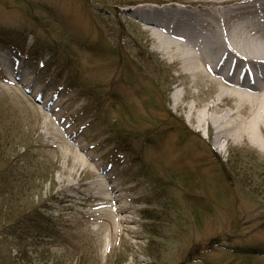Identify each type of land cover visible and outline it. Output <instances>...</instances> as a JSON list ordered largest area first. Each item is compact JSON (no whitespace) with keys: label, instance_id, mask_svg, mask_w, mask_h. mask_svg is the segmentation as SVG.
Masks as SVG:
<instances>
[{"label":"rangeland","instance_id":"obj_1","mask_svg":"<svg viewBox=\"0 0 264 264\" xmlns=\"http://www.w3.org/2000/svg\"><path fill=\"white\" fill-rule=\"evenodd\" d=\"M158 1L0 0V38L27 42L0 45V264H264V152L216 144L176 108L184 78L135 18L170 0ZM39 22L70 36L75 57ZM117 121L145 173L108 138Z\"/></svg>","mask_w":264,"mask_h":264},{"label":"bare ground","instance_id":"obj_2","mask_svg":"<svg viewBox=\"0 0 264 264\" xmlns=\"http://www.w3.org/2000/svg\"><path fill=\"white\" fill-rule=\"evenodd\" d=\"M167 3L141 9L135 18L184 78L176 108L206 126L216 144L253 143L264 152V0ZM193 88L209 93L201 98Z\"/></svg>","mask_w":264,"mask_h":264},{"label":"trees","instance_id":"obj_3","mask_svg":"<svg viewBox=\"0 0 264 264\" xmlns=\"http://www.w3.org/2000/svg\"><path fill=\"white\" fill-rule=\"evenodd\" d=\"M30 5H32V7L35 8L33 3H30V4L28 3V7H31ZM35 17H37V16H35ZM35 21H37V19H35ZM39 23L44 24V26H43L44 29H45L44 34L53 41L54 47L52 49H56L57 48V50L60 52L59 54H60V58L61 59H65L66 61H69V58L71 59V58L75 57L74 53H73V50H72V45L74 44V42H73V40L71 38H69L70 36H68L60 28H59V30L55 31L54 28H53V25H51L49 22H39ZM112 32H113V36H116L117 34H119L120 30L119 29L112 30ZM4 37L0 38V45L6 44V45H9V46H12L13 49H15V51L16 50L19 51L21 49L25 51L26 44H27L26 38H21V39L20 38H16V39H12L11 38L10 39V38H4ZM57 42L59 43V48H58ZM100 43H101V41H99L97 43L98 47H99ZM85 46H87V45L84 44V47ZM77 47H73V49H77ZM121 48L122 47H121V43H120V39H119L117 45L113 44V46L110 47L111 54L114 55V56H117V57L124 56L123 50ZM31 53H32V56H34V57L36 55H39V53H40L39 52V48L34 46L32 48V50H31ZM30 56H31V54H30ZM139 56L140 55H138L137 57L139 58ZM56 61H58V60L56 59ZM60 64H59V61H58L57 65L60 68H64L65 71L70 72L71 75H73L75 73L74 71H72L70 69V66L67 65V62L64 63V64L63 63H60ZM156 74H157V76H156ZM156 74L153 75L156 80L158 79V77L161 78L162 72H157ZM72 79H74V77ZM73 87L76 88V90L78 89L77 87H75L73 85L70 86V88H73ZM95 92H96L95 90H92L93 96L96 97L95 100L103 99V98H107L109 100V98L111 97L108 93H106L105 95H99L97 92L96 93ZM115 107H117V105ZM102 111L103 110H101V107L97 108V112L98 113L102 112ZM126 115L127 114L125 112V109H122L121 114H120V120L126 121V119H127ZM109 132H110V134H109L108 138L110 139V141H112V144L114 145L116 150L122 151L123 153H127L128 155L131 156L132 159H135V160L139 159V157H140L139 162H138L139 170H140L141 173L142 172L145 173L146 167L144 165V162L142 161L143 159L141 158V156H139V153H138V151H141V146H140V149L138 151L135 150V148H134L135 141L132 138L133 134L132 133L129 134L126 131V125H124V122H122V121L114 122L112 127H111V130ZM9 133H11V132L8 131V130H6L4 132V134H6V135L9 134ZM3 145L5 147L7 146L4 143H3ZM23 146L26 147L27 145L24 143ZM8 162H10V161H8ZM229 168H230L229 171L232 174H234L237 178H239V172L240 171H237V166L231 165ZM224 173H225L226 176L223 177V178L227 181L225 183L228 184V183L231 182V180H230L229 176H227V172L225 171ZM18 183H20V181H18ZM47 230L49 232V229H47ZM209 244L211 246H214V244H217V245L221 246V244H219V241H216L215 239H212L209 242Z\"/></svg>","mask_w":264,"mask_h":264}]
</instances>
